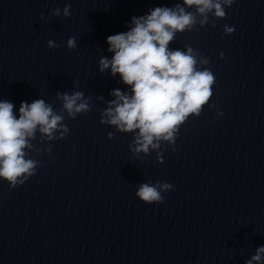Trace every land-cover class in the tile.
Segmentation results:
<instances>
[{"label": "clouds", "instance_id": "obj_1", "mask_svg": "<svg viewBox=\"0 0 264 264\" xmlns=\"http://www.w3.org/2000/svg\"><path fill=\"white\" fill-rule=\"evenodd\" d=\"M234 2L182 0L172 7H155L145 15L132 17L127 32L107 37L108 52L113 55L110 59L100 57L99 71L110 70L113 77L119 74L129 90H111L114 99L105 102L100 123L120 133L133 134L129 150L136 158L156 151L158 161L163 163L161 145L174 146L181 126L190 116L199 117L205 106L218 108L215 103L210 104L216 76L206 67L209 60L187 44L184 49H172L170 44L178 33H199L209 25L210 17L211 27L215 28V21L225 19V9ZM70 7L63 8L65 18L71 16ZM51 14L58 17L61 9L57 7ZM222 28L224 35L235 31L227 24ZM47 43L49 48L59 47L52 40ZM66 45L69 50L75 49L76 38L69 37ZM220 56L223 58L224 54ZM56 98L62 102L59 111L44 99L22 101L18 117L12 102L0 100V180L11 188L23 185L41 166L38 159L31 157L32 152L41 154V149L32 143L37 133L41 144L62 140L70 134L65 117L75 120L91 110V98L82 91L57 92ZM113 138L114 133H108V139ZM43 151L51 155L52 148L48 146ZM171 188L167 182L149 181L140 183L135 194L145 204H159L164 200L162 193ZM245 264H264V246L258 247Z\"/></svg>", "mask_w": 264, "mask_h": 264}]
</instances>
